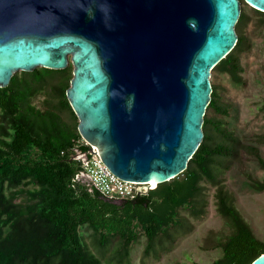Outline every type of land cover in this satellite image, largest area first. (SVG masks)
Returning a JSON list of instances; mask_svg holds the SVG:
<instances>
[{
    "label": "trees",
    "instance_id": "1",
    "mask_svg": "<svg viewBox=\"0 0 264 264\" xmlns=\"http://www.w3.org/2000/svg\"><path fill=\"white\" fill-rule=\"evenodd\" d=\"M252 9L256 24L264 27V12ZM247 20L242 11L236 44L212 69L237 84L243 82L240 56L251 48L242 30ZM72 72L71 65L39 67L15 73L0 87V264H129L131 247L142 237L144 264L206 214L211 187L215 210L228 228L214 243L222 255L211 264H251L264 254V241L223 182L242 154L264 170L257 147L264 134L250 144L230 129L225 116L231 107L222 101V86L212 84L204 137L187 168L146 193L110 199L79 177L81 163L74 156L89 145L82 142L66 96ZM38 95L40 104L34 102ZM251 187L264 191V181L251 180Z\"/></svg>",
    "mask_w": 264,
    "mask_h": 264
},
{
    "label": "water",
    "instance_id": "2",
    "mask_svg": "<svg viewBox=\"0 0 264 264\" xmlns=\"http://www.w3.org/2000/svg\"><path fill=\"white\" fill-rule=\"evenodd\" d=\"M245 2L264 12V0ZM240 13V0H0V87L71 64L81 138L123 180L168 181L203 140L211 71Z\"/></svg>",
    "mask_w": 264,
    "mask_h": 264
},
{
    "label": "rangeland",
    "instance_id": "3",
    "mask_svg": "<svg viewBox=\"0 0 264 264\" xmlns=\"http://www.w3.org/2000/svg\"><path fill=\"white\" fill-rule=\"evenodd\" d=\"M241 12L248 15L242 27L251 48L240 56L243 82L237 84L226 74L211 71V84L224 88L221 98L231 107L225 120L230 129L247 143L255 144V139L264 134V27L257 25V14L245 0H240ZM71 65V64H70ZM72 66V65H71ZM73 69V67H72ZM19 73V72H17ZM43 95L34 98L40 104ZM264 158V144H257ZM242 162L235 163L223 176V182L234 193L236 205L250 224L255 236L264 241V191L251 187V180L264 181V170L252 157L242 154ZM213 188H209L207 212L198 220H192L193 227L167 245L157 257L149 256L144 264H211L222 255L214 243L224 238L227 226L215 210L212 198ZM81 233L86 236L84 228ZM145 239L142 237L132 245L129 264H140Z\"/></svg>",
    "mask_w": 264,
    "mask_h": 264
},
{
    "label": "built area",
    "instance_id": "4",
    "mask_svg": "<svg viewBox=\"0 0 264 264\" xmlns=\"http://www.w3.org/2000/svg\"><path fill=\"white\" fill-rule=\"evenodd\" d=\"M82 142L89 145L84 139ZM74 159L81 163L80 179L86 180L93 189L110 199L133 197L135 193L147 191V184L123 180L113 174L102 162L99 154L90 146L86 152L76 150ZM150 189L152 188L149 187Z\"/></svg>",
    "mask_w": 264,
    "mask_h": 264
},
{
    "label": "bare ground",
    "instance_id": "5",
    "mask_svg": "<svg viewBox=\"0 0 264 264\" xmlns=\"http://www.w3.org/2000/svg\"><path fill=\"white\" fill-rule=\"evenodd\" d=\"M146 184H148L151 188L155 187V185L157 184V180L154 177H151Z\"/></svg>",
    "mask_w": 264,
    "mask_h": 264
}]
</instances>
